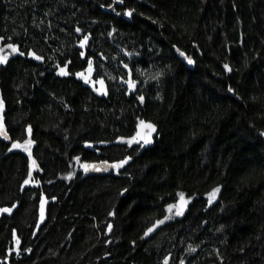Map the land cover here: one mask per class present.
<instances>
[{
    "label": "trees",
    "instance_id": "16d2710c",
    "mask_svg": "<svg viewBox=\"0 0 264 264\" xmlns=\"http://www.w3.org/2000/svg\"><path fill=\"white\" fill-rule=\"evenodd\" d=\"M0 37V264H264V0H0Z\"/></svg>",
    "mask_w": 264,
    "mask_h": 264
},
{
    "label": "snow or ice",
    "instance_id": "6c2138e0",
    "mask_svg": "<svg viewBox=\"0 0 264 264\" xmlns=\"http://www.w3.org/2000/svg\"><path fill=\"white\" fill-rule=\"evenodd\" d=\"M120 2L122 3V0H120ZM128 14H129V15L131 14V10H128ZM76 31H77V32H80L81 29H80V28H77ZM0 39H3V37H0ZM88 39H89L88 35H85V36L83 37V39L79 41L81 47L84 46L85 42H86ZM5 47H7V48H9V49H12L13 52L18 51L17 46H16L15 44H12V43H9V44L5 45ZM177 51H179V49H177ZM0 52H3V48H0ZM20 55H24V53L21 52ZM28 55H30V56H35V58H36L37 60L43 59V57L36 55L35 52H32V51H29ZM80 55H81V57H84V56H85V53H84V52H81ZM180 55H181V56H184L185 54H184L183 52H181ZM187 59H188V62H189V63H192V60H191L190 57H187ZM6 60H7V56H6V55H0V63L5 62ZM87 62H88L89 68L91 69V67H92V63H93L92 59L89 58ZM125 67L127 68L128 66L125 65ZM65 68H67V64H65L64 67H61V68L59 69L60 74H62V75L66 74V72H65ZM224 68L227 69V70H229V71H231V69L229 68V65H227V64L224 65ZM76 75H77V76H81L82 73H79V72H78V73H76ZM85 80H86V82H87V77H85ZM102 83H103V81H101V84H102ZM129 83H130V86H131V84H134L135 82H134V81H131V82H129ZM230 90H231V89H230ZM96 91L99 92V91H102V89H101V88H98V89H96ZM139 99L142 101V100H143V97L141 96V97H139ZM2 107H3V100L0 99V108H2ZM140 125L144 126V127L147 128V129H150V130H152V131L155 130V125H154V124L146 123V122L143 121V120L140 121ZM0 131H3V124H2V123H0ZM28 131L31 132V126L28 127ZM136 135L139 136L140 134L137 133ZM6 138H7V137H6ZM120 139H123V138H120ZM135 139H136V136H133L132 139L129 140L128 142L131 143L132 140H135ZM141 139H143L144 143H148V142H149V139L147 138V136H141ZM33 143H35V142L32 141V140H30V139H26V140L23 141V144H24L25 146L31 145V144H33ZM85 143L87 144L88 142L86 141ZM100 143H106V142H105V141H100ZM12 146H13V148H18V147H21V144H20L19 142H13V145H12ZM24 150H25L26 152H28L29 158L31 159L32 153H31V151L29 150V148H28V147H25ZM74 159H77V160H78L79 158L76 157V158H74ZM128 159H130V157H125V158L122 159V160L112 161L111 163H110L108 160L101 161L100 163L103 164V165H105V166H107V167H111V168H114V169H119L120 167H122V166L127 162ZM31 162H32L33 165H36V161H35L34 159H33ZM89 167H90V165H88V164H84V165H83L84 171L87 172V171L89 170ZM92 167H94V166H92ZM107 167H105L104 170H107ZM96 170H99V169H96ZM31 175H32V173L29 172V176H31ZM68 175L71 176L72 173H68ZM29 182H30V181H29L28 179H25V180H24V184H29ZM36 183H39V182L36 181ZM217 191H218V188H214V189H212L211 193H209L208 195H212V194H214V193L217 192ZM178 196L180 197V202H182V203H187V200L184 199L185 194H184L183 192L178 193ZM52 199L55 200L56 198L53 196ZM44 203H45V200H44L43 195H42V196H41V218H42V219H43V216H44V209H43V205H44ZM12 207H15V205H13ZM167 207H168L169 210H171V209L174 207V205L169 204V205H167ZM11 210H12L11 208H7V207H5V208H0V212H11ZM178 214H179V213H178ZM109 215H113V213L110 212ZM167 219H168V217L165 216V217H164V220H167ZM163 222H164L163 220H158V221H156L155 224H153L151 227H149V228L145 231L144 235L147 236L149 233H151V232L153 231L154 228H156V226H157L158 224H161V223H163ZM107 227H108V229L110 230V229L112 228L111 223H109V224L107 225ZM165 264H167V258L165 259ZM181 264H183V261H181Z\"/></svg>",
    "mask_w": 264,
    "mask_h": 264
},
{
    "label": "water",
    "instance_id": "95a60500",
    "mask_svg": "<svg viewBox=\"0 0 264 264\" xmlns=\"http://www.w3.org/2000/svg\"><path fill=\"white\" fill-rule=\"evenodd\" d=\"M133 14V12H131V14H127L129 16H131ZM192 60V59H191ZM229 68L231 69L232 71V68L229 66ZM225 71L230 74L231 71L225 69ZM129 72V75H128V80H127V84L130 86V83L131 81H134L133 78H132V74L130 71ZM135 83L134 84H131L130 86V89L128 91V94H134L138 88V83L136 81H134ZM146 123H151V124H154L155 125V130L152 131L150 129H147L145 128L144 126L142 125H139L136 129V132L134 134V136H136V139L133 140V143L135 146H137L138 148H142L143 150L145 149H148V148H151L155 145V142H156V138L158 136V133H159V127L154 123V122H151V121H146ZM139 133L140 135L137 136L136 134ZM0 136L10 142L11 139H10V136L8 134V132L6 131V129L3 127V131H0ZM141 136H147V138L149 139V142L148 143H144L143 139H141ZM7 137V138H6ZM101 161L99 162H86L84 164H88L90 165L89 167V170L87 172L84 171V168L82 167V171H83V175L85 178H88V177H91V176H104L106 175L108 172H119L120 171V168L119 169H114V168H111V167H107L103 164L100 163ZM111 163V162H110ZM94 166V167H92ZM105 167H107V170H104ZM96 169H99V170H96ZM38 185L36 183H33L32 184V187H37ZM28 187V184H24L23 185V188H26ZM43 195V198L45 200V203L43 205V209H44V216H43V219L41 218V200H40V203H39V211H38V220H37V224H36V231L38 232L46 223L47 221V216H48V207L51 203V201L48 199V197L45 195V194H42ZM218 196H219V192H217L213 197L215 199H218ZM185 200H187V203H182L180 202V198L177 200L176 202V205H177V208L179 210V213L180 214H183L185 213L188 208H189V201L186 197H184Z\"/></svg>",
    "mask_w": 264,
    "mask_h": 264
},
{
    "label": "flooded vegetation",
    "instance_id": "af4514ba",
    "mask_svg": "<svg viewBox=\"0 0 264 264\" xmlns=\"http://www.w3.org/2000/svg\"><path fill=\"white\" fill-rule=\"evenodd\" d=\"M111 9H114L113 11H114V13H116V9H117V7L116 6H112V8ZM111 12H112V10H111ZM126 14H127V12H126ZM121 82H123V81H121ZM127 82V81H126ZM123 84H125V88H126V90L127 91H129V89H130V87H129V85L127 84V83H123ZM128 93V92H127Z\"/></svg>",
    "mask_w": 264,
    "mask_h": 264
},
{
    "label": "bare ground",
    "instance_id": "6f19581e",
    "mask_svg": "<svg viewBox=\"0 0 264 264\" xmlns=\"http://www.w3.org/2000/svg\"><path fill=\"white\" fill-rule=\"evenodd\" d=\"M110 162V161H109Z\"/></svg>",
    "mask_w": 264,
    "mask_h": 264
},
{
    "label": "rangeland",
    "instance_id": "374dc122",
    "mask_svg": "<svg viewBox=\"0 0 264 264\" xmlns=\"http://www.w3.org/2000/svg\"><path fill=\"white\" fill-rule=\"evenodd\" d=\"M1 123V122H0Z\"/></svg>",
    "mask_w": 264,
    "mask_h": 264
}]
</instances>
